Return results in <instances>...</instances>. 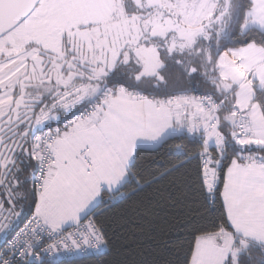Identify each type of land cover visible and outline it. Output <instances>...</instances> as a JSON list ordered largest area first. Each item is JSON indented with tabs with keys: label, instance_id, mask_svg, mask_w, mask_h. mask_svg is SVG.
I'll return each mask as SVG.
<instances>
[{
	"label": "snow or ice",
	"instance_id": "1",
	"mask_svg": "<svg viewBox=\"0 0 264 264\" xmlns=\"http://www.w3.org/2000/svg\"><path fill=\"white\" fill-rule=\"evenodd\" d=\"M0 264H264V0H0Z\"/></svg>",
	"mask_w": 264,
	"mask_h": 264
},
{
	"label": "trees",
	"instance_id": "2",
	"mask_svg": "<svg viewBox=\"0 0 264 264\" xmlns=\"http://www.w3.org/2000/svg\"><path fill=\"white\" fill-rule=\"evenodd\" d=\"M172 238L177 239L178 237L175 234H173Z\"/></svg>",
	"mask_w": 264,
	"mask_h": 264
}]
</instances>
